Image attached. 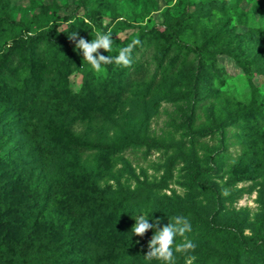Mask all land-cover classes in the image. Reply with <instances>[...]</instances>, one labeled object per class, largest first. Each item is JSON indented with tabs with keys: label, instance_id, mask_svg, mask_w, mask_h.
Instances as JSON below:
<instances>
[{
	"label": "rangeland",
	"instance_id": "rangeland-1",
	"mask_svg": "<svg viewBox=\"0 0 264 264\" xmlns=\"http://www.w3.org/2000/svg\"><path fill=\"white\" fill-rule=\"evenodd\" d=\"M82 4L94 21L85 18ZM65 17L84 18L78 34L89 41L97 31H110L115 55L150 30L159 32L158 46L142 59L148 69L145 87L123 95L115 79L120 66L114 63L106 81L91 87L94 111L78 119L68 137L102 151L76 157L67 146L55 147L49 128L32 111L22 126L0 128L1 148L10 153V164L0 165L2 249L14 236H22L4 222L15 215L8 205L25 202L30 181L41 180L51 192L41 200L46 215L35 224L33 213L25 230L36 231L29 254L41 258L48 254L53 264L68 261L57 249L65 220L74 216L65 204L80 196L89 199L82 205L100 208L109 230L123 227L130 204L142 200L146 206L140 214L149 223L159 219L164 226L173 216L188 218L192 228L188 237L197 247L194 252H175L186 264L189 256L196 257L193 264H234L235 236L242 234L260 235L264 259V124L256 127L250 122L254 115L264 117V0H0V49L46 27L56 29L58 38L69 23ZM121 21L124 24L113 31ZM178 21L183 26L169 55L179 56L180 62L158 88L148 90L149 77L168 60L161 53L171 39L161 33ZM183 45L195 46L196 51L188 53ZM77 54L80 65L71 73L63 68L54 72V80L64 76L66 82L46 101L54 97L65 103L71 96L74 103L89 87L92 72L105 75L92 71ZM206 55L215 59L211 72L202 66ZM126 139L131 140L130 147L117 156H105L104 149ZM193 173L195 184L189 181ZM127 194L136 198L118 210L116 203ZM131 223L123 231L130 247L138 250V264H158L144 259L150 229L135 236L130 232L135 218ZM215 228L221 232L211 233ZM181 240L177 236L175 244ZM78 249L82 246L76 245L72 253L78 255Z\"/></svg>",
	"mask_w": 264,
	"mask_h": 264
},
{
	"label": "trees",
	"instance_id": "trees-1",
	"mask_svg": "<svg viewBox=\"0 0 264 264\" xmlns=\"http://www.w3.org/2000/svg\"><path fill=\"white\" fill-rule=\"evenodd\" d=\"M82 8L84 9L85 18L94 21L93 14L85 4H82ZM64 21L69 23L66 30L63 31L64 34L58 38L55 37L57 33L56 29L46 27L29 35L26 39L16 42L13 46L9 45L0 49V102H2V107L0 108V128L22 126L23 123H26L27 112L32 111V115H35V117L39 115V120L43 121L45 126L49 128L51 134L50 140L55 144V147L61 149L67 146V149L74 156L82 157L83 155H88L92 152L97 153L99 150H102L100 147L94 148L92 145L90 146L87 142L73 140L71 134L68 137L69 130L83 115H88L94 111L92 104L95 96L91 87L97 86L99 88V82L102 80L106 81L105 78L110 74V64L104 66L106 69L105 75H96L93 72L90 74L87 80L89 81V87L81 99H76L73 103L70 96V99L65 103H60L59 100L57 101L52 97L46 101L45 98L49 93L54 95L58 85L64 86L66 82L64 76L54 80V72L63 68L66 73H71L75 67L80 65L79 60L76 59L78 50H74L75 43L69 39V34L72 32L78 33L86 22L84 18L77 19V17H65ZM122 24H124V21L116 22L113 31ZM182 26L183 22L178 21L172 27H165L164 32L161 33L168 35L171 39L167 42L168 44L163 53H161L162 58H167L168 60L164 65L159 64L157 70L149 77L148 90L158 88L161 82L177 68L180 57H171L169 54H173L176 48L175 38ZM159 35L157 30L147 31L143 35L140 44L133 48L131 65L118 69L115 79L119 87L122 88L121 93L123 95L129 93L133 88L141 89V87H145L148 69L143 65L142 59L147 51L157 49ZM115 45L114 43L112 46ZM182 49L188 53L196 51L195 46L183 45ZM101 54L115 56L114 51L107 54V52L101 50ZM214 64L215 59L212 60L207 55L202 59L203 68L209 72H211ZM212 77L217 80V77ZM48 102L51 105H48ZM14 110H17V112L12 113ZM34 112L36 113L34 114ZM29 120L31 121L32 118L29 117ZM262 120H264V117L260 114L259 116L254 115L250 122L256 124L257 127L259 122L260 126L264 124ZM193 136V134L190 135V137ZM130 143L131 140L126 139L114 147L104 149L105 156H117L121 151L130 147ZM3 145L0 142V165H8L10 164V153L1 148ZM189 181L195 184L197 173L190 174ZM30 184L32 186L28 185L29 191L25 202L8 205V211L14 212L15 215L12 219H5L4 222L9 226L13 225L12 229L20 232L22 236H14L7 243L5 250L1 247L3 239H0V264H3L4 261L9 262V264H53L48 261V254L42 258L29 254L31 250L30 244L34 238L32 234L36 231H26L25 225L33 213L35 224H38L40 218L42 219L46 215L45 206H43L41 200H47L51 193L50 187L44 188L41 180L35 184L30 181ZM88 196L93 197V193L89 192ZM135 198L132 194L123 195L116 203V207L118 210L124 208L125 202ZM85 200L89 199L80 196L77 202L71 200V202L67 203L68 205L65 204V209L74 212V216L69 215V220H65V229H63L64 232L61 234V247L57 248L61 252L60 255L64 258L66 257L64 260L68 261L60 262L59 264H138L139 254L136 252L138 250L137 248L130 247L123 228L127 229L132 224L134 216L139 214L142 208L146 206L145 200L136 201L133 205L130 204L129 209L126 210L123 216V227L114 225L112 230L105 228L106 226L103 220H101L100 208L92 209L88 205H82V202ZM54 218L55 214L49 216L50 223L55 220ZM153 231V229H150V235L147 236H152ZM210 232L217 234L221 230L215 228ZM114 236L115 240L110 242L106 240L108 239L107 237L112 238ZM235 239L237 243L236 251L233 252L235 257L233 259L234 264H260V262L263 264L264 259L260 255L259 250V234L254 237L243 234L236 235ZM76 245L82 246V249H78L80 251L78 255L72 253ZM45 248L41 253L42 255H45ZM175 264H186V259L182 256H175Z\"/></svg>",
	"mask_w": 264,
	"mask_h": 264
},
{
	"label": "clouds",
	"instance_id": "clouds-1",
	"mask_svg": "<svg viewBox=\"0 0 264 264\" xmlns=\"http://www.w3.org/2000/svg\"><path fill=\"white\" fill-rule=\"evenodd\" d=\"M92 35V34H91ZM69 39L75 41V49L82 54V61L90 65V69L96 73L105 72L103 65L115 64L120 67H128L132 63L133 48L140 44L138 39L133 40L132 43L126 47L118 50L115 56H105L99 52L112 51L113 40L111 32H95L92 39L86 40L79 37V34L72 32L69 34ZM135 224L131 227L130 232L135 236H143L149 229H153V234L147 243L148 251L144 255L147 261L156 260L160 264H175V252H194L197 245L188 237L191 232V223L188 218L177 215L168 218V223L160 226V220L156 219L149 223V219L144 215H135ZM182 238L179 244H175L176 237ZM175 244V248H174ZM195 256H189L187 264H193Z\"/></svg>",
	"mask_w": 264,
	"mask_h": 264
}]
</instances>
